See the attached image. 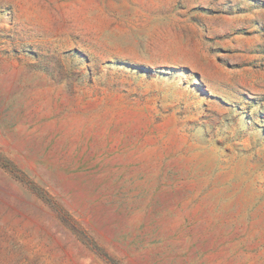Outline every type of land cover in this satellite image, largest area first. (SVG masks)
<instances>
[{
  "label": "rangeland",
  "instance_id": "obj_1",
  "mask_svg": "<svg viewBox=\"0 0 264 264\" xmlns=\"http://www.w3.org/2000/svg\"><path fill=\"white\" fill-rule=\"evenodd\" d=\"M0 264H264V0H0Z\"/></svg>",
  "mask_w": 264,
  "mask_h": 264
}]
</instances>
